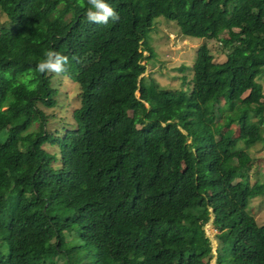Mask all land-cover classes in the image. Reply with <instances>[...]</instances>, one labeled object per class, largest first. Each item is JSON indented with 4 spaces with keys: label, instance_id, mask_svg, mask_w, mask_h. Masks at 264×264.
<instances>
[{
    "label": "trees",
    "instance_id": "obj_1",
    "mask_svg": "<svg viewBox=\"0 0 264 264\" xmlns=\"http://www.w3.org/2000/svg\"><path fill=\"white\" fill-rule=\"evenodd\" d=\"M107 3L119 20L93 24L80 0H0V264H264V182L237 148L264 143V0ZM158 18L201 41L188 91L143 75ZM48 50L78 91L58 131Z\"/></svg>",
    "mask_w": 264,
    "mask_h": 264
},
{
    "label": "rangeland",
    "instance_id": "obj_2",
    "mask_svg": "<svg viewBox=\"0 0 264 264\" xmlns=\"http://www.w3.org/2000/svg\"><path fill=\"white\" fill-rule=\"evenodd\" d=\"M159 19L161 18L156 19L150 33L152 37L151 43L154 46L156 56L145 64L143 75H149L160 86L169 90L185 89L188 91L190 87V83L187 84L190 76L189 68L194 60L195 50L201 41L197 38H189L188 40L183 38L177 31H173L172 25L165 24ZM4 20V17L0 16V23L4 22ZM205 42L214 61H223L224 54L218 47V41L209 39ZM181 77H184L187 81L185 80V82ZM257 79L262 83L264 93V74L259 75ZM51 85L57 90L58 105L54 108L55 110H50L42 104H39L38 107L46 114H50L51 111L55 112V118L48 122L46 128L49 130L57 129L58 131L64 126L65 122L69 123L71 121V109L79 105L78 91L77 85L65 76L58 77L53 75L51 77ZM221 102L222 99L220 98L215 101L216 104H221ZM130 116L131 112L128 110L126 119L128 120ZM193 142L197 146L199 139L196 135L193 138ZM237 148L246 151L250 158L249 183L255 180L264 182V143L262 141L249 145L238 143ZM246 210L254 216L257 223H262L264 221V195L250 199ZM204 232L210 238L211 250L213 251L216 230L213 229L209 221L204 224ZM72 235L73 233H64L65 240H69ZM52 259H54L55 263L61 264V260L57 256L53 255ZM210 264H213V259L210 260Z\"/></svg>",
    "mask_w": 264,
    "mask_h": 264
},
{
    "label": "clouds",
    "instance_id": "obj_3",
    "mask_svg": "<svg viewBox=\"0 0 264 264\" xmlns=\"http://www.w3.org/2000/svg\"><path fill=\"white\" fill-rule=\"evenodd\" d=\"M80 7L85 9L84 15L89 23L107 24L110 20L113 22L119 20V14L107 3V0H80ZM69 63L68 56L55 50H48L36 63L35 71L60 77L67 73Z\"/></svg>",
    "mask_w": 264,
    "mask_h": 264
}]
</instances>
